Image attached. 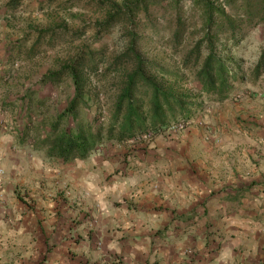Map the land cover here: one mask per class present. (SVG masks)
<instances>
[{"label": "rangeland", "instance_id": "374dc122", "mask_svg": "<svg viewBox=\"0 0 264 264\" xmlns=\"http://www.w3.org/2000/svg\"><path fill=\"white\" fill-rule=\"evenodd\" d=\"M211 7L219 10L218 22L226 21L220 15L224 9L240 27L234 38L232 31L220 34L223 59L235 74L223 100L202 93L195 77L200 64L186 63L205 34ZM120 10L123 14L118 17ZM180 21L181 42L176 39ZM132 45L150 62L148 74L181 103H164L156 114L152 91L140 86L137 106L143 127L126 141H108L88 158L68 163L36 150L75 97L66 68L81 54L88 55V66L97 71L87 80L89 96L79 103L78 119L84 124L94 118L99 124L108 121L111 98L124 81V71L132 68ZM263 49L264 0H0V131L3 138L12 137V152H26L43 167L42 173L33 167L16 178L11 194L16 209L33 212L37 226L51 232L68 226L64 208L75 210L81 216L69 219V225L76 227L69 236L79 246L89 241L98 248L94 220L87 219L84 190L76 185L73 171L92 160L91 166L115 160L119 168L115 175L124 168L143 173L145 168L137 161L169 166L182 154L157 150L186 148L190 162L177 167L181 171L191 167L206 178L212 195L228 196L210 201L209 215L182 218V226L194 238L202 229L204 244L232 239L247 244L255 236L242 233L247 225L255 221L264 229V212L255 215L252 208L264 197V72L256 73ZM206 52L203 46L202 60ZM70 122L74 125L73 118ZM153 126L164 129L155 131ZM131 163L135 165L126 166ZM7 177L0 162V192L9 183ZM82 226L85 231L80 234ZM62 245L0 244V264H92L80 256L81 251ZM63 250L72 253L69 260L62 258Z\"/></svg>", "mask_w": 264, "mask_h": 264}, {"label": "crops", "instance_id": "0c3cea01", "mask_svg": "<svg viewBox=\"0 0 264 264\" xmlns=\"http://www.w3.org/2000/svg\"><path fill=\"white\" fill-rule=\"evenodd\" d=\"M11 138H3L0 131V162L9 180L5 191L0 192V244H67L71 251H81L80 256L92 264H264V229L254 225L258 224L255 221L242 231L249 237L255 235L248 241L246 238L247 244L234 239L226 244H204L202 229L194 238L192 231L182 226V218L209 215L210 201L228 196L227 192L212 195L206 178L198 177L191 167L187 171L177 167L190 162L186 148L157 150L182 154L169 166L137 161L145 168L143 173L124 168L115 175L119 170L115 160L91 166L92 160L88 166L83 164L82 168L88 169L79 166L73 171L76 185L84 190L87 219L94 220L97 248L89 241L79 246L69 236L71 228H76L69 225V219L81 216L75 210L64 208V223L68 226L51 232L37 226L33 212L16 209L17 201L11 195L16 178L22 172L33 171V167L42 173L43 167L26 152H12ZM130 165L135 163L126 166ZM261 201L264 197L253 203L255 215L264 212ZM78 231H85L84 226ZM71 254L63 250L62 258L69 260Z\"/></svg>", "mask_w": 264, "mask_h": 264}, {"label": "trees", "instance_id": "16d2710c", "mask_svg": "<svg viewBox=\"0 0 264 264\" xmlns=\"http://www.w3.org/2000/svg\"><path fill=\"white\" fill-rule=\"evenodd\" d=\"M124 8L127 7L125 6ZM217 11L219 10L213 7L207 10L206 24L204 26L205 34L189 53L186 63L189 64L191 61H194L196 66L200 64L195 75L200 86V91L207 95H218L223 100L231 89V80L234 79L235 74L228 68L223 59V49L220 47V34L232 31V37L234 38L239 34L240 27L236 20L228 19L224 9L221 10L220 15L226 21L222 23L218 22V19L215 17L218 13ZM122 14L123 12L120 10L116 16L120 17ZM116 16L111 17L115 19ZM179 23L176 39L181 42L184 26L181 24V21ZM237 41L240 40L238 39ZM203 46H205L207 51L204 60H202ZM130 50L131 56L129 58L132 62V68L124 71V81L119 90L111 98L112 103L109 104V110L106 111L110 117L108 121L100 124L97 123L98 119L96 118L84 124L78 119L77 112L80 106L79 103L86 101L89 96L86 83L91 72L97 71L96 67L88 66L91 63V61L89 62L86 59L88 55L81 54L76 61L66 68L74 83L75 97L67 109L51 124L50 131L36 145V150L43 149L48 158L68 163L77 159L88 158L108 141H126L131 136H134L137 131H141L143 127L140 107L137 106V95L140 86H145L148 90L152 91L151 104L156 114L162 111L164 103L168 106H171L173 103H181L178 101V98L163 91L155 79L148 74L150 62L146 61L135 51L134 45H132ZM128 55L129 53L126 54V56ZM263 72L264 49L256 68L258 75L263 74ZM70 118H73L74 125H71ZM157 124L155 123V125ZM153 127L151 129L155 131L164 129V126ZM26 137L27 134L21 139L26 140Z\"/></svg>", "mask_w": 264, "mask_h": 264}]
</instances>
